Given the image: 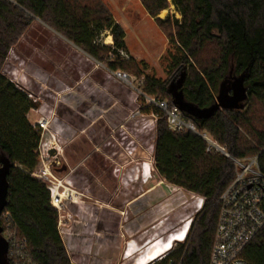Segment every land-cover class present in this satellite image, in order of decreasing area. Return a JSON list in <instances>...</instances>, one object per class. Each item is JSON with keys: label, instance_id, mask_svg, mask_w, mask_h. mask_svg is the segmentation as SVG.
Listing matches in <instances>:
<instances>
[{"label": "trees", "instance_id": "obj_1", "mask_svg": "<svg viewBox=\"0 0 264 264\" xmlns=\"http://www.w3.org/2000/svg\"><path fill=\"white\" fill-rule=\"evenodd\" d=\"M147 12L161 26L169 20L157 16L172 3L182 15L175 19L169 39L177 47L169 80L147 74L143 91L161 94L173 105L169 82L187 72L184 92L200 107L215 102L221 83L245 74L247 99L242 109H221L209 118L198 119L183 112L198 132L211 134L237 158L258 155L264 172V114L260 125L253 101L264 110V0H142ZM33 17L54 28L75 46L112 72L138 70L133 58L125 59L126 32L100 2L78 0H0V156L12 161L8 175L6 211L19 235L28 242L30 255L39 264H72L58 228V211L51 204L47 185L33 176L40 160V130L27 114L37 104L3 71L12 48L28 31ZM166 29V28H165ZM110 31L113 45L99 41ZM212 49L214 54L205 57ZM105 53L114 58L107 59ZM246 101L247 104H246ZM145 112L158 115L154 142V166L167 182L204 197L188 238L160 259L148 264H209L220 209L219 197L235 176L233 161L216 151L195 131H172L165 113L157 106ZM192 237L190 239V236ZM251 264H264V227L243 251Z\"/></svg>", "mask_w": 264, "mask_h": 264}, {"label": "rangeland", "instance_id": "obj_2", "mask_svg": "<svg viewBox=\"0 0 264 264\" xmlns=\"http://www.w3.org/2000/svg\"><path fill=\"white\" fill-rule=\"evenodd\" d=\"M78 1L91 5L97 1L109 10L127 35V51L120 54L125 59L133 58L139 64L138 70L111 72L105 62L91 57L41 19L33 17L32 25L19 44L10 50L3 71L37 104L28 113L31 123L42 115L51 117L53 129L42 132L40 146L44 152L51 150L48 162L53 173L65 180V185L70 188L69 194L74 195L64 199L62 228H66V234H86L99 228L113 237L118 218L112 213L108 219L105 200L110 198L111 209L115 210L119 205L117 194L121 186L128 187L130 196L136 189H141V184H145L146 189L142 174L156 176L148 186H154L160 180L153 162L155 118L158 115L147 113L145 109L158 107L153 98H167L161 94H147L142 87L147 74L164 81L171 79L173 54H176L177 47L170 41L169 34L175 33L174 20H181L182 15L171 3L157 16L169 20L161 26L157 18L147 12L142 0ZM99 41L112 46L110 31H105ZM213 54L210 48L204 56ZM104 56L114 58L108 53ZM251 105L258 118L255 124L259 126L263 106L256 101ZM248 157L251 156L245 158ZM114 174L119 175L118 178L137 174L139 179H128L125 186L123 178H115ZM165 189L167 194L173 192ZM183 191L178 194L180 200L165 211L160 205L162 197L145 203L141 214L145 221L141 245L129 259L121 262L122 258L117 255L112 264L138 263L154 241H166L193 223L202 209L198 207L200 198ZM130 217L128 213V221ZM183 242L175 241L173 248ZM88 260L83 264H90Z\"/></svg>", "mask_w": 264, "mask_h": 264}, {"label": "built area", "instance_id": "obj_3", "mask_svg": "<svg viewBox=\"0 0 264 264\" xmlns=\"http://www.w3.org/2000/svg\"><path fill=\"white\" fill-rule=\"evenodd\" d=\"M29 97L31 98L30 95ZM152 101L165 113L168 127L172 131L189 129L198 132L194 123L183 115L178 106L174 104L169 106L166 100L153 98ZM49 116L42 115L39 120L32 123L37 130H40L41 138L44 135L42 132L52 127ZM27 117L29 118L28 114ZM157 119L155 118V121ZM198 133L206 141L207 151L220 152L229 157L235 166L234 179L218 200L220 209L209 264H251L243 257L242 253L264 227V172L259 166L258 155L248 158L234 157L211 134ZM50 151H42L39 143L38 154L42 166H38L32 174L41 179L50 191L51 204L58 211L59 232L66 246L65 238L68 233L66 234V228L61 226L62 211L65 208V197L68 198L70 195L73 198L74 195L73 193L69 194L70 188L65 185V180L56 177L53 173L51 164L48 162L52 156ZM177 188L183 190L180 187ZM191 193L192 197L200 198L198 207L202 208L204 197ZM0 224L3 227V235L9 242V264H39L30 255L27 239L19 235L8 211L2 212ZM191 226L192 223L184 227L183 239L179 241L187 240ZM66 249L70 255L67 246ZM71 263L77 264L72 259Z\"/></svg>", "mask_w": 264, "mask_h": 264}, {"label": "crops", "instance_id": "obj_4", "mask_svg": "<svg viewBox=\"0 0 264 264\" xmlns=\"http://www.w3.org/2000/svg\"><path fill=\"white\" fill-rule=\"evenodd\" d=\"M158 176L160 177L158 183L154 186H148V183L152 181L151 179L156 176H152V173L142 174L141 180L147 183L146 189H144L145 184H141V189H136L135 193L132 192L130 196H128V187L123 188L121 186L117 194L119 205L115 206V210L111 209L110 198L105 200V205L107 206L105 212L107 213L108 219H110L112 213H116L118 218L114 224L115 236L112 237L104 229L99 228H93V230H89L86 234L69 232L65 238V243L69 249L71 259L77 264H83L86 262V259H89L90 264H112L111 261L117 255L122 258L121 262L133 256L141 245V231L144 228L143 224L145 222L141 218V214L145 203H150L152 198L159 199L162 197L160 199V205L164 209L163 211H165L169 207H173L176 201L180 200L181 193L184 192V189L179 190L177 186L167 182L159 174ZM114 177L118 178L119 175L114 174ZM138 177L135 174L128 178L120 177L118 179L123 178L122 181H125V186H127L129 181L138 180ZM73 180L77 181L75 178ZM165 188L173 192L167 194ZM175 194L177 195L175 196ZM128 213L131 214L130 221L127 219ZM135 264L137 263L135 262Z\"/></svg>", "mask_w": 264, "mask_h": 264}, {"label": "water", "instance_id": "obj_5", "mask_svg": "<svg viewBox=\"0 0 264 264\" xmlns=\"http://www.w3.org/2000/svg\"><path fill=\"white\" fill-rule=\"evenodd\" d=\"M186 77L187 72L182 71L180 76L173 79L169 84V93L172 96L173 104L178 106L182 112L194 118L203 119L213 116L221 109H242L245 107V100L247 99L244 86L245 74L236 77L230 85L229 80H224L221 83L215 102L203 108L187 100L184 92ZM11 167L12 161L5 154H2L0 156V216L7 206L8 175ZM8 250L9 242L4 237L3 227L0 224V264H9Z\"/></svg>", "mask_w": 264, "mask_h": 264}, {"label": "bare ground", "instance_id": "obj_6", "mask_svg": "<svg viewBox=\"0 0 264 264\" xmlns=\"http://www.w3.org/2000/svg\"><path fill=\"white\" fill-rule=\"evenodd\" d=\"M111 37H109V41ZM184 228L172 234L166 241L156 240L152 243L150 250L140 257L137 264H148L153 260L162 257L166 252L172 249L174 242L182 240L184 235Z\"/></svg>", "mask_w": 264, "mask_h": 264}]
</instances>
